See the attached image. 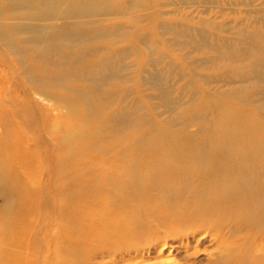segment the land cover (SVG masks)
I'll use <instances>...</instances> for the list:
<instances>
[{"label": "bare ground", "instance_id": "6f19581e", "mask_svg": "<svg viewBox=\"0 0 264 264\" xmlns=\"http://www.w3.org/2000/svg\"><path fill=\"white\" fill-rule=\"evenodd\" d=\"M160 8L0 0V264H264V9L218 44Z\"/></svg>", "mask_w": 264, "mask_h": 264}, {"label": "rangeland", "instance_id": "374dc122", "mask_svg": "<svg viewBox=\"0 0 264 264\" xmlns=\"http://www.w3.org/2000/svg\"><path fill=\"white\" fill-rule=\"evenodd\" d=\"M159 3L161 6L160 11L162 13V17H160V20H162L161 22L179 24L182 26V28L189 27V29H191L190 34L195 40L199 41L200 38H202L201 36L204 35L207 36L209 40H211V42H215L218 44H227V42H229L230 44H238L237 37L233 34V32H235L238 27L237 23L245 19L251 20L252 17H255L256 14L251 13L252 9H264V0H159ZM243 27L244 29L248 28L252 31L259 30L264 33V25L261 24H255L254 26H251L250 21H248V23ZM167 38L173 37L170 35L167 36ZM190 50L191 48L189 49V47L185 48L183 50V53L187 54L190 52ZM212 55L213 54H210L208 56ZM194 56L196 60H201L207 55L196 54ZM8 72L9 74L6 70L3 69V67H0V79L4 78V88H6V95H8L7 93L12 92L14 89L12 82L13 77L11 76L12 74L10 71ZM199 75V80H201L205 76H212V80L217 81V83H214L212 85V88H222L224 86L226 88H229L231 86L226 83L229 81V78L227 80L226 77H223V71L215 70L204 72V70H202L199 71ZM18 78L16 77V79ZM171 80L173 81V83H175L177 81V78L175 77V79L172 78ZM238 80V78H235V82L238 83ZM150 94L154 93L151 91ZM36 97L40 98V100H44V97L41 95H36ZM52 104L56 103L52 101ZM151 104L154 106L155 111H158L157 113H165V110L159 106L158 101L154 100ZM60 112L66 114V110L61 109ZM61 113L58 115H61ZM192 129L194 130L195 128ZM37 176L38 175H36L35 173H32L31 175H26L24 179L27 182H31ZM37 178H39V176ZM40 178L42 180L45 178L44 180H46L48 179V174L43 175ZM1 202L2 200L0 198V204ZM201 253L203 254L197 256L195 264H209L208 256H205L204 252L202 251ZM168 259L171 258L164 257V259H152L141 264H157L158 262ZM173 259L180 261L181 257L179 258V256H174ZM105 264L133 263L128 259H125L116 263L106 260Z\"/></svg>", "mask_w": 264, "mask_h": 264}]
</instances>
